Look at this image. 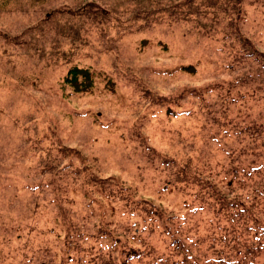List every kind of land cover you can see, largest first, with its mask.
Here are the masks:
<instances>
[{"label":"rangeland","instance_id":"obj_1","mask_svg":"<svg viewBox=\"0 0 264 264\" xmlns=\"http://www.w3.org/2000/svg\"><path fill=\"white\" fill-rule=\"evenodd\" d=\"M0 264H264V0H0Z\"/></svg>","mask_w":264,"mask_h":264},{"label":"trees","instance_id":"obj_2","mask_svg":"<svg viewBox=\"0 0 264 264\" xmlns=\"http://www.w3.org/2000/svg\"><path fill=\"white\" fill-rule=\"evenodd\" d=\"M181 71L184 73H190L194 74L197 71L196 65L188 64L181 68ZM63 83L65 84V87L69 89V92L71 95L74 94H90L93 93V89L95 86L94 82V74L91 69L74 66L72 67L67 75L64 78ZM109 85L114 84L113 82L109 81ZM181 112H184V114H187L186 111L182 110ZM177 112H173L171 114L176 115ZM69 228V226H68ZM107 238V237H106ZM102 241L104 240V237L100 238ZM69 251V249H68ZM130 258H141V254L139 252H132L129 254Z\"/></svg>","mask_w":264,"mask_h":264}]
</instances>
